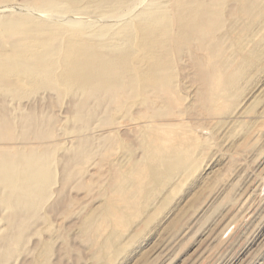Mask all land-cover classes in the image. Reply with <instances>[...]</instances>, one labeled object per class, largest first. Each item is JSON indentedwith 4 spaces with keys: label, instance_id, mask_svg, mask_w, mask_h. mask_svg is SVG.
<instances>
[{
    "label": "rangeland",
    "instance_id": "rangeland-1",
    "mask_svg": "<svg viewBox=\"0 0 264 264\" xmlns=\"http://www.w3.org/2000/svg\"><path fill=\"white\" fill-rule=\"evenodd\" d=\"M84 1L89 7L83 6L82 0L79 1L82 7L78 2L70 7L58 0H0V23L8 22L3 28L0 26V56H15L27 47L43 48L45 54L51 56L48 64L29 57L18 69L11 68L12 65L4 69L10 74L4 79V88L0 89V99L13 124V133L9 143L0 138V144L4 142L6 146L0 148V155L12 148L22 157L33 154L39 161H53L51 175L43 178L47 189L39 194L38 204L33 203L21 211L0 205V264H264V56L257 58V63L246 73L245 81L240 79L236 83L238 90L235 88L228 100L223 99L220 89L216 88L223 106L217 113L219 117L203 113L199 108L194 115L182 116L186 124L184 130L179 128L172 132L182 150L193 149L196 142V153L191 150L185 154L187 162L194 163V170L191 168L185 174L176 171L169 179L159 178L158 190L150 196L145 193L146 199L140 203L128 207L132 204L130 200L117 201L119 222L105 216L106 203L114 198L109 191L111 182L119 172L120 175L126 173L133 159H147L154 166L160 164L156 159L146 158L141 149L151 141L136 137L140 125L136 124L135 115L141 109L133 107L124 116L114 104L104 107L91 104L90 116L82 118L79 101L77 105L73 103L75 106L70 104L71 94L58 90L55 79L62 71L61 61L68 41L86 46L97 54L104 49L103 45L122 40L137 14L152 10L160 17V27L166 28V31L158 29L152 36L160 43L165 42L173 53L167 59L172 64L174 83L182 90L175 98L182 99L180 109L184 110L192 107L196 94L188 71L182 70L186 59L176 39L182 31L186 35L190 33L193 26L164 23L165 20L177 21L178 3H196L201 22L204 17L216 16L214 31L217 34L233 31V36L239 35L240 54L230 56L236 46L228 45L225 55L222 50V61L228 69L223 73L227 77L232 76L244 56L257 50L261 43L258 50L264 51V19L247 27L250 15L243 12L241 0ZM48 4L52 5L48 7ZM252 4L254 10L261 8L254 12L264 13V0H252ZM131 10L133 13L127 14ZM43 13L52 17L44 20L39 17ZM125 14V19L118 22H95ZM43 39L54 45L47 47ZM228 49L231 51L227 52ZM129 52L131 55L136 52L133 42ZM112 55L115 57L116 53ZM17 71L26 79L25 89L15 85ZM118 71L112 72L113 78L119 81L117 85L128 88V76ZM6 129L1 128L0 133ZM190 136L198 139L193 142L195 137ZM152 177V172H148V178ZM84 226L88 228L86 233Z\"/></svg>",
    "mask_w": 264,
    "mask_h": 264
},
{
    "label": "bare ground",
    "instance_id": "bare-ground-1",
    "mask_svg": "<svg viewBox=\"0 0 264 264\" xmlns=\"http://www.w3.org/2000/svg\"><path fill=\"white\" fill-rule=\"evenodd\" d=\"M79 1H81V0H58V2H61L67 6H70V7L74 6L77 2L80 4L81 7H82L81 3L84 2L83 6H85L86 1L82 0L81 3ZM113 1L116 2L115 0H113ZM143 1L144 0H140V3H143ZM152 1H154V0H152ZM241 1L243 2L242 3L243 12L246 14L248 13L250 15V19H249V23L247 24V27H250L251 24L256 22V20H258V19H264V13L258 14V12H254V11H258V9L260 8V7H258V9H256L257 8L256 7L254 10V7L252 5L256 1L253 2V4H252V0H241ZM94 3H96L95 0H94ZM111 3H112V1H111ZM117 3H119V2H117ZM231 3H233V2H231ZM174 4H175V2H174ZM195 4H194V2H189L186 4L183 3L182 1L179 2L178 6H177L178 10H179L177 21H175V20H170V21L165 20L164 21V23L166 25H168L169 23L170 24L179 23L181 26H184V25L185 26H188V25L193 26L190 30V33H188L186 35V34L182 33L183 32L182 31L181 33L178 34V37L176 39L177 40L176 41L177 47L180 48L184 52L185 59H186V64H183V65L180 64V65L183 66L182 67L183 71H186V72L188 71L189 80H190L191 84L194 86V90H195V94H196V97H195L193 104L191 103L192 107H188L184 110L180 109V105H181L180 101L182 99L177 98V97L175 98V96H177V94H180V91H182V90H180L178 88V86H176L174 83L172 64L167 59V57H169L170 55H173V53L169 52L168 47H167L165 42L160 43V41L158 42L152 36V34H154V32H156L158 29H163L164 31H166V28H163V26L160 27L161 26L160 25V17H158L156 15V13L153 12L152 10L146 9L147 11L144 10V11L140 12L139 14H137V16L135 18L136 21L134 23H132V26L130 28H127V30L123 33V39L117 40V42L115 44H112V45H108V44L103 45L102 47L104 49L97 54L90 52L88 47H86V46L74 44L70 41H68L66 46H65V50L63 52V59L61 61L62 71L60 74L56 75V78L54 77L56 79V84H57L56 88L58 90L62 89V90L67 91L71 94V97H70L71 99L68 98V99H70V102H71L70 104L74 105L76 102L79 101L78 105L80 106V108L78 110H79V114L81 115L82 118L83 117L86 118V116H90V115H88L89 114L88 108H89V105H91V104L103 106V107L106 105L114 104V105H116V107L118 106L117 109L120 110V112H122V115H124V116L127 115V113L131 109H133V107H136V106L140 107L139 108V109H141L140 113L138 115H135V117L137 116L135 118V121L137 122L136 124L140 125V127L136 133L137 134L136 137L139 136V137H141L140 139H142V140H143V138L144 139L148 138L151 141L149 146H143L141 149L144 152V154L146 155V158L151 157V158L156 159L160 162L159 165L154 166V165L150 164L147 161V159H144V160H134L133 159L130 161V164L128 163L129 168L126 171V173L124 172L125 174L120 175L121 172H119V175L116 178H114V180L111 182L112 184L110 185L109 191L114 195V198L109 199V202L106 201L108 203H106L107 205L105 204L106 205L105 216H107L109 219L110 218L114 219V221H116V222H119V220H120V212L117 209V203L119 201L130 200L131 201L130 203H132V204H129L128 207L132 206L134 203H138V202L140 203L146 199L145 193H147V195L149 194L148 196H150L154 191L158 190V188L160 187V186H157V184L159 182V178L169 179L170 177L174 176V173L176 171H181L185 174L191 168H193L192 166L194 165V163H193V165H191L189 162H187L188 158L187 159L185 158L186 157L185 154L187 151H191V150L192 151L194 150V152L196 151L195 150L196 149V142L195 141L198 138L196 139L195 136H190L191 138L195 137V138H193L194 139L193 142H195L193 145L194 148L191 150H182L181 144H179L177 142V139H176V137H174V132H172V130L173 129H179V128H182L184 130V127L186 126V124H185V122H183L182 116L186 115L187 113H188V115L189 114L190 115L196 114V108H199L203 113H206V114L212 115V116L214 114H217L218 112H221L223 110V106H221L219 101L222 98L225 100L226 99L228 100V98L231 97L232 91L236 88L235 87L236 83L240 79L242 80V79L246 78V73L249 72L251 70V68H253L254 65L257 63L256 62L257 58L259 59L261 56H264V53H263L264 51L258 50V48L263 45V43H261V45H258L259 47H257V50H258V52H260V54L255 49L256 51L253 50L249 54L245 55L244 58L242 59L243 60L242 64L239 67L237 66L238 67L237 70L235 69L236 70L235 73L232 74V76L227 77L223 73L224 70H226L225 68H226L227 64L223 63V61H222L223 57H221V56L223 55V51H224V55L226 54L225 49L228 48V45L232 46V47L236 46L235 47L236 49L235 50L232 49V52H230L231 51L230 49L227 50V52H230V54H231L230 56L233 57L237 53L240 54L239 53L240 50L238 49V46L240 43V41L238 39L239 35L237 36L238 38L235 37L236 34L233 36L232 35L233 31L229 32V33H226V32L223 33V31H222L223 34L222 33L217 34L214 31V28H215L214 23L217 20L216 16H215V18L210 16L207 19H205V17H204V21L201 22L202 20H201V17H199L197 15V11H196L197 9L195 8L196 7ZM51 5L52 4H48L47 6L49 7ZM60 6H62V5H60ZM80 6H79V8L81 9ZM92 6H94L93 2H92ZM95 6H96V4H95ZM169 6H171V5H169ZM85 7H89V6H85ZM156 8H158V7H156ZM74 9H71V10H74ZM135 9L136 8H134V10ZM231 9L234 10L233 8H231ZM57 10H58V8H57ZM64 10H65V8H64ZM102 10H103V8H102ZM134 10L129 11L127 14L133 13ZM159 10H158V12H159ZM3 11H5V10H3ZM41 14H42V12H41ZM43 14L44 15H41L39 17L43 18L44 20L50 19V18L48 19L47 16L52 17L49 15L46 16L45 13H43ZM127 14L119 15V16H115V17H110V18H106V19H100L99 21L96 20L95 22H103V23L108 22V21L111 23L112 22H118V21L124 20L125 16ZM172 14H173V12H172ZM231 14H233V13H231ZM8 17L9 16H7V20H8ZM54 18H56V17H54ZM238 22H234V24L238 23ZM38 23H40V22L38 21ZM42 23H44V22H42ZM6 24L0 23V26H2V28H3ZM130 24H131V22H130ZM114 26H115V23H114ZM172 26H174V24ZM238 27H239V25H238ZM9 28H11V27H9ZM42 28H43V25H42ZM4 29H6V28H4ZM231 29H230V31H231ZM85 30H87V29L85 28ZM245 30H246V28H245ZM37 31H36V33H38ZM237 33H239V32H237ZM248 33H249V29H248ZM89 34H90V32H89ZM170 34H172V33H170ZM3 35H4V33H3ZM29 35H33V34H29ZM48 35H49V33H48ZM11 36H14V35L12 34ZM150 36H152L153 38H150ZM254 37H252V39ZM102 39H103V37H102ZM107 39H108V37H107ZM135 39H136V41H135ZM73 40H75V39H73ZM113 40H115V39H113ZM47 41H48L47 39L44 40V44L47 47L51 46L54 43L52 41L53 43L49 45V43ZM92 41H93V39H92ZM29 42H30V40H29ZM35 42H36V40H35ZM82 42H84L83 39H82ZM131 42H133L134 46H136V52L133 55H131L132 52H129ZM169 42H171V41H169ZM21 44H22V42H21ZM60 44H62V42H60ZM255 45L257 46V44H255ZM55 46H56V44H55ZM156 46H158V48H156ZM170 47H172V46H170ZM56 48L57 47H55V49ZM91 48H92V46H91ZM261 48H263V47H261ZM15 50H17V47ZM98 50H99V48H98ZM91 51H93V50L91 49ZM242 52H243V50H242ZM261 52L263 54H261ZM112 53L113 54L116 53V56L111 57ZM12 55L11 56L6 55L7 57L0 56V89L6 85L4 79L7 77V75L10 74L9 70H4L7 67H10L12 65L11 68L16 66V68L18 69V68H20V66L22 64H24V62L26 60L30 59L29 57L33 58V60L38 59V60L45 62L47 64L51 62V56L49 54L46 55L45 50L43 48L40 50V48L33 47V50H32L31 47H27V48H24L23 50H21V52H19L17 55H15V56H12ZM225 62H226V60H225ZM228 66H230V65L228 64ZM114 70H119L120 72H124L128 76V83L130 85L128 88H122L121 86L117 85L119 82V81L117 82L118 79L116 80L112 76V72ZM227 70L225 72H227ZM17 72H18V74L16 76L17 80H16L15 85L20 89L26 87L25 77H22L21 72H19V71H17ZM44 72H46V71H44ZM48 72H49V70H48ZM55 72H57V71H55ZM243 72H245L244 76L242 75ZM23 73H27V72H23ZM227 74L229 75L230 73H227ZM46 78H47V76H46ZM179 79H181V78H179ZM244 81H245V79H244ZM216 88L220 89V92L222 94V98L220 100H219L220 94L217 95L215 92ZM218 93H219V90H218ZM193 95H194V93H193ZM0 101H1V99H0ZM75 105H77V103ZM69 107H71V106L69 105ZM108 109H109V107H108ZM6 110L7 109L5 108L4 103L1 101L0 102V129L1 128L2 129L7 128V129L5 131H3L4 133H0V138L3 137L2 140L5 138L4 140L8 141L12 137L13 132H12L11 128H12L13 124H12L11 120L9 119ZM90 111H91V109H90ZM228 111H229V109H228ZM224 112H225V110H224ZM218 117H219V115H218ZM71 118L72 119L74 118L73 114H71ZM134 124L135 123H133V125ZM129 125H130V123H129ZM131 125H132V123H131ZM167 129H169V131H167ZM77 133H79V135H80L81 129H79L77 131ZM182 134L184 135V132ZM188 134H190V133H188ZM186 135H184V137ZM196 136H198V135H196ZM186 138H187V136H186ZM199 139H200V137H199ZM202 139H200V140H202ZM193 142H191V143H193ZM202 142H203V140H202ZM3 143L4 142H2L0 144V145H2V146H0V148L6 147V146H4ZM7 143H9V141ZM9 146H11V145H9ZM8 150L9 151H7L4 155L3 154L0 155V205L5 204V205H8L11 208H13V210H15V211H16V209L21 211L22 209L23 210H24V208L26 209V207L32 205L33 203L38 204L40 202V199H39L40 195L39 194H42L47 189L46 188L47 185L45 182H43L44 181L43 178L46 177L45 175L50 174V172L52 171L50 164H52L53 161L51 163L47 162L46 160L39 161V160H37V158H35V157L33 158V154H31L29 156H23L22 157V155H17V153L15 151H13L12 148H8ZM128 151H129L128 153H130V147H128ZM39 154H41V153H39ZM130 155H131V153H130ZM51 156L55 157L54 155H51ZM50 159H54V158H50ZM128 159H130V158H128ZM54 164L55 163H53V165ZM193 170H194V168H193ZM114 172H116V171H114ZM148 172L149 173L152 172V174H153V177L150 179L148 178ZM178 177H180V176H178ZM162 184H163V182H162ZM159 185H160V183H159ZM20 217H21V214H20ZM10 223H11V221H10ZM83 230H84V233H86L88 228H86L84 226ZM109 246H110V244L107 245V247H109ZM97 258L99 259V261H101V259L99 257H97Z\"/></svg>",
    "mask_w": 264,
    "mask_h": 264
}]
</instances>
